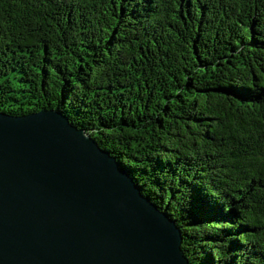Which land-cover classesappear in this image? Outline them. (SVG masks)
Listing matches in <instances>:
<instances>
[{"label": "trees", "instance_id": "trees-1", "mask_svg": "<svg viewBox=\"0 0 264 264\" xmlns=\"http://www.w3.org/2000/svg\"><path fill=\"white\" fill-rule=\"evenodd\" d=\"M42 108L116 157L191 264H264V0H0V111Z\"/></svg>", "mask_w": 264, "mask_h": 264}, {"label": "water", "instance_id": "water-1", "mask_svg": "<svg viewBox=\"0 0 264 264\" xmlns=\"http://www.w3.org/2000/svg\"><path fill=\"white\" fill-rule=\"evenodd\" d=\"M175 220L59 110L0 111V264H191Z\"/></svg>", "mask_w": 264, "mask_h": 264}]
</instances>
